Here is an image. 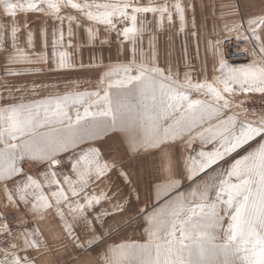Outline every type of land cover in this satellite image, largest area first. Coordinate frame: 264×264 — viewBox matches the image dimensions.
Returning <instances> with one entry per match:
<instances>
[{
    "label": "snow or ice",
    "instance_id": "snow-or-ice-1",
    "mask_svg": "<svg viewBox=\"0 0 264 264\" xmlns=\"http://www.w3.org/2000/svg\"><path fill=\"white\" fill-rule=\"evenodd\" d=\"M223 7L229 9L224 15L235 14L231 5ZM72 11L88 24L82 25ZM30 13L53 21L54 70L77 67L64 50L73 47V25L85 27L89 44L98 39L100 26L116 32L121 44L130 43L131 59L108 67L96 91L50 93L42 99L24 95H35L42 85L18 86L0 77L4 207L23 206L35 224L21 228L28 224L21 217L13 231L0 223V264H38L36 255L48 246L39 223L50 215L58 217L64 237L74 245L99 246L104 217L124 212L128 201L118 193L109 196L110 187L97 193L95 186L110 180L115 170L129 186L127 195L135 192L123 161L105 159L96 146L113 133L122 137L129 156L156 154L157 181L150 190L155 203L135 213L142 221V241L108 244L98 254V264H264V110L244 106L250 94L264 96V14L225 21L224 40L211 43L216 74L194 81L188 71L181 79L171 66H159L151 39L149 53L139 47L147 31L146 14L158 16L161 26L178 14L184 30L179 0L171 5L154 0L146 5L138 0H0V14L7 18L0 21L5 76L39 73L42 68L17 66L49 63L48 30L41 29L37 51L36 33L26 20ZM18 14L25 17L23 46ZM118 24L123 26L118 29ZM233 37L252 46L251 63L237 67L226 60L222 44ZM25 162L44 167L38 175L26 174ZM114 197L110 209L91 211Z\"/></svg>",
    "mask_w": 264,
    "mask_h": 264
},
{
    "label": "rangeland",
    "instance_id": "rangeland-1",
    "mask_svg": "<svg viewBox=\"0 0 264 264\" xmlns=\"http://www.w3.org/2000/svg\"><path fill=\"white\" fill-rule=\"evenodd\" d=\"M143 0H138V2H142ZM158 1V0H154ZM235 9H242L241 5L243 0H233ZM246 3L249 5V9H264V0H246ZM73 15H76L78 18L80 17L79 13L72 11ZM242 17V16H241ZM25 17L23 15L17 16L18 23L21 24V32L19 33L20 43L23 46L25 44L26 39V30L23 28V22ZM27 24L29 28L36 33V50H41V42L42 37L40 35L41 29L46 28L48 30V55H49V63L48 64H40V65H21L17 66L20 68H42L43 71L39 73H34L31 75H24L19 77H8L5 76V62L3 55H0V77H3L7 81L19 85L27 84L31 86L33 83L36 85H42V87L37 88V92L35 95L31 93H25V97L27 99H42L48 96L50 93L56 94H64L66 91H79V92H91L96 91L99 86V80L102 78L104 72L107 70L108 67L120 64V63H128V59L131 57L130 48L131 46L126 47L125 43L121 44V37L117 36L116 32H108L106 39H97V41H106L98 45L94 42L91 43L90 49L87 51H80L82 48L81 42L77 39L79 37L78 30L74 29V36L72 37L71 43L73 45L72 48H65L64 50L69 51L72 54V60L77 67L72 70H54V60L52 59V31H53V21L50 18L44 17L39 13H30L26 17ZM240 20V19H239ZM0 21H7V18L0 14ZM118 24V29H119ZM65 32H66V25H65ZM226 33L222 32L220 34V40H224ZM230 40H234V42H239L240 49L246 50L248 53V59L245 61L246 63L242 64V66L247 65L252 62L254 56L252 53V46L246 41H238L234 37ZM67 41V36H66ZM228 41H225L222 44V48L225 51L228 49ZM127 43V42H126ZM75 44V45H74ZM116 47V48H115ZM116 49V52L114 51ZM113 50L112 53L110 50ZM127 51V53H126ZM115 56V59H109L112 56ZM85 58V59H84ZM95 61L96 59H98ZM106 59V60H105ZM109 59V60H108ZM116 62V63H114ZM230 62V61H229ZM83 63L84 67H79L78 65ZM231 63V62H230ZM241 64V63H236ZM89 65H93V67H89ZM2 91V89H0ZM15 96L19 97L21 94L18 92L13 93ZM7 95V93H5ZM238 99H244L243 96H240ZM0 103H4V101H0ZM96 146L100 148L101 152L104 155L105 159L116 158L117 160L123 161V167L127 166V170L130 173V178L134 180L136 186L135 188L138 191V195L140 197L138 202L145 201L143 205L139 207L136 206L135 202L131 199L133 196H128V185L123 181V178L120 176L121 181L125 186L119 190H116L118 196L121 199H126L128 201L126 205V210L124 212L115 213L112 216H106V238L102 245L99 247L106 248L108 244H112L124 239H133L142 241V228L141 223L135 218V213L140 208H148L151 209L153 204L155 203V196L150 190L154 182L157 181V172H158V159L155 153L152 154H143V155H133L129 156L126 152V147L122 143V137L119 134L113 133L105 137L103 140L98 141ZM199 146V145H196ZM211 147V146H209ZM247 147V146H246ZM176 154L179 153V146H176L174 149ZM237 154H234V156ZM71 156V154H65V157ZM231 159V158H229ZM224 163V162H222ZM27 164V170H30L32 167L36 166V163L32 162H25L23 165L24 169L25 165ZM70 167V163L67 159H65L64 167ZM68 168V167H67ZM113 174H110V177ZM115 178L108 180L105 183V190L109 189L108 195L113 191V182L116 183L119 181L118 175L114 174ZM136 178L138 180H136ZM136 191V190H135ZM136 191V192H137ZM150 195L152 199H149ZM117 202V198L115 197L111 203L106 202V209H110L112 204ZM138 207V208H137ZM14 211V210H11ZM17 212V211H16ZM19 215V214H18ZM122 215L121 221L114 227L111 228V224L114 222H109L116 216ZM4 217V216H3ZM116 223V222H115ZM22 226V225H21ZM88 252L79 253L78 257H84L87 255ZM77 255V253H75ZM78 264V263H76Z\"/></svg>",
    "mask_w": 264,
    "mask_h": 264
},
{
    "label": "crops",
    "instance_id": "crops-1",
    "mask_svg": "<svg viewBox=\"0 0 264 264\" xmlns=\"http://www.w3.org/2000/svg\"><path fill=\"white\" fill-rule=\"evenodd\" d=\"M149 2L150 0H143L139 3L146 5ZM154 2H166L171 5L175 2V0H158ZM179 2L184 6L185 9L184 30H180L181 26L178 14L173 15L172 23H169L167 21V18H165L162 26L160 25L158 16L153 17L151 13L146 14L145 20L147 31L144 33L143 43L139 47L145 53H149V40L151 39V51L154 52L155 59L158 62L159 66H171L173 70L179 71L181 79L183 78L185 71H188L191 73L192 79L194 81L197 79L202 80L205 73L207 74L208 79H211L216 74L213 71L215 61L211 43H214L217 39H219L220 34L224 32L225 21L230 22L233 20L246 19L253 15L264 14V9H249V5L248 3H246V0H243V3L241 5L242 9L237 10L234 7L233 0H179ZM223 5H231L236 10L235 14L224 15V13L229 11V9L224 8ZM79 19L81 20L82 25L88 24V22L83 18ZM193 22L195 25L194 27ZM122 26L123 25H119V28H121ZM73 28L78 30L79 37L77 39L81 42L82 46L80 51L84 52L89 50L91 44L88 43V37L85 27L82 26L80 28H76L75 25H73ZM107 34L108 32L104 30L103 26H100V32L98 36L99 40L104 38L106 39ZM100 42L101 41L96 40L95 43L101 45ZM124 43L125 46L127 45L126 47L131 46L128 42ZM108 50H110L112 53L114 51L116 52V49L114 51L111 49ZM223 54L228 61L227 54L225 55L224 49ZM115 58L116 57L113 55L109 59ZM130 59L131 57L128 59V61ZM97 60H99V58L95 61ZM246 62H243L241 64L229 63L239 67ZM252 144H255V141H253ZM243 152L244 149H241L239 154H243ZM43 167V165L37 164L30 170H27L29 167L24 170L26 174L38 175L42 171ZM126 168L127 166L124 167L125 170H127ZM64 170L68 172L70 171V167L67 165L66 167H64ZM112 174L113 176L110 177V180L115 178L114 174L118 175L117 171L115 170L112 172ZM118 177L119 181L117 183L116 181H112L113 191L110 193L111 196L113 195V193H116V190L120 189L121 191L123 186H125V183L123 184L120 179V175H118ZM136 180L138 179L136 178ZM105 183V181H101L95 186L97 193L102 189L105 190ZM127 187L129 189V186ZM135 190L137 191L136 188ZM136 191L133 193V197L131 199L135 202L136 206L139 207L140 205H143L145 201H140L137 203L136 195L138 191ZM119 195V198L121 199V193ZM5 203V193L3 191V186L0 185V215L4 216V213L6 211L14 210L17 211L20 218L23 217L28 221V224L22 225L21 228H30L35 226L31 216L26 212L23 206L19 207L18 209H14L11 206L5 208ZM104 209H106V201L102 202V205L96 206L91 211L99 214ZM89 218L91 219V216ZM121 219L122 215H119L109 221L114 222V224H111V228H114L119 223V221H121ZM104 220L106 222V216L104 217ZM0 223H3V220H0ZM97 226H99V222H97ZM39 227L41 228L48 246L45 250L36 255L38 264H98V254L104 250V248L99 249V247L102 245V242H104L106 238V223L104 228L101 229V231L104 232V237L99 243V246H93V248L91 249L80 248L66 239L64 237L63 230L60 227L58 217H56L55 215H50L47 220L40 222ZM79 231L80 230H78V232ZM83 252L88 253L84 257H78V254ZM75 253H77V255H75Z\"/></svg>",
    "mask_w": 264,
    "mask_h": 264
},
{
    "label": "built area",
    "instance_id": "built-area-1",
    "mask_svg": "<svg viewBox=\"0 0 264 264\" xmlns=\"http://www.w3.org/2000/svg\"><path fill=\"white\" fill-rule=\"evenodd\" d=\"M230 50V51H229ZM229 53L234 51L233 44L230 43L228 47ZM246 55V53H244ZM248 54V53H247ZM242 56L241 54H238ZM246 108L254 109L257 112L264 110V96L260 94H250L248 102L244 105ZM8 223L9 227L12 228L13 231H17V224L19 223V218L14 211H10L8 214L4 215L3 223ZM3 240V236H0V241Z\"/></svg>",
    "mask_w": 264,
    "mask_h": 264
},
{
    "label": "bare ground",
    "instance_id": "bare-ground-1",
    "mask_svg": "<svg viewBox=\"0 0 264 264\" xmlns=\"http://www.w3.org/2000/svg\"><path fill=\"white\" fill-rule=\"evenodd\" d=\"M232 43L233 44V47H234V51L230 52L226 51V54H227V59L228 61H230L231 63L233 64H236V63H243L245 62L247 59H248V54H247V51L246 50H243V49H240L239 45H241L239 42H234V40H229L228 41V47H229V44ZM246 53V55L244 54ZM238 54H241L242 56H239ZM25 168H27V164L25 165ZM11 210H8L4 213V215L8 214ZM16 214H17V217H19L18 213L16 211H14ZM21 227V225H20ZM0 246H3L2 244H0Z\"/></svg>",
    "mask_w": 264,
    "mask_h": 264
}]
</instances>
